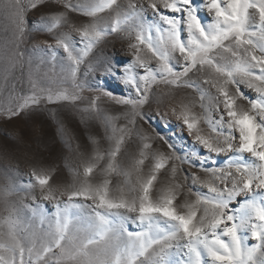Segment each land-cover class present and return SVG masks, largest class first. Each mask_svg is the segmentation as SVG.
I'll return each mask as SVG.
<instances>
[{
	"label": "snow or ice",
	"instance_id": "1",
	"mask_svg": "<svg viewBox=\"0 0 264 264\" xmlns=\"http://www.w3.org/2000/svg\"><path fill=\"white\" fill-rule=\"evenodd\" d=\"M52 2L63 10L51 8V15H42L40 29L68 28L56 35L55 46L45 42L52 53L62 49L67 64H61L56 77H41L29 67L26 91L13 95L20 83L16 72L30 65L22 51L28 34L26 14L45 0H0L11 33L0 51V87L7 86L14 101L3 114L11 119L26 109L67 105L84 120L102 121L111 143L101 151L93 139L92 153L81 161L78 186H55L53 169H33L29 187L39 189L41 200L53 201L54 211L50 216L41 212L35 226H21L10 213L0 223V264H264V0H129L126 7L118 0ZM72 13L91 19L77 26ZM103 13L110 18L104 19ZM145 13L152 17L147 26ZM73 31L78 41L72 39ZM116 32L127 33L131 58L124 64H85L92 49ZM101 70L119 75L127 94L95 85L87 87L97 94L84 97L81 77ZM190 73H202V80H193ZM159 84L169 87L172 114L206 156L196 150L177 156L171 144L168 153L152 147L153 138L140 122L151 119L144 106L157 96L153 86ZM240 85L256 96L245 95ZM180 88L199 93L203 117L194 111L195 101L186 103L175 95ZM105 104L120 106L118 115L109 117ZM213 111L218 119H212ZM202 119L210 136L198 127ZM126 140L139 142L133 164L137 173L151 158L150 174L129 187L131 197L120 186L110 187L112 174L122 172L117 157ZM221 154L226 157L222 166L215 159ZM205 161L216 166H205ZM184 163L200 168L208 179L184 173L179 168ZM166 167L171 183L154 199L153 182ZM94 171L101 176L98 183L93 182ZM189 177L207 194L196 193L194 200L178 204L182 181ZM188 192L193 194L191 188ZM12 194L11 186L0 187L6 208ZM240 196L244 199L230 207ZM32 214L36 216V210ZM129 220L138 230L125 227ZM249 239L255 243L249 245Z\"/></svg>",
	"mask_w": 264,
	"mask_h": 264
},
{
	"label": "rangeland",
	"instance_id": "2",
	"mask_svg": "<svg viewBox=\"0 0 264 264\" xmlns=\"http://www.w3.org/2000/svg\"><path fill=\"white\" fill-rule=\"evenodd\" d=\"M25 2H27V0H25ZM128 2L129 0H118V3L125 7ZM132 2L135 3L136 0H132ZM47 5H52L61 11L63 10L60 5L53 4L52 0H45V3L39 4L36 9H29L27 12L25 19L28 34L23 40L22 51L25 53V61H30V65L25 63L23 70H18L16 72V76L20 80V83L17 84L16 92L13 93V95H22V88L26 91L29 67L41 77L45 75L56 77L60 74L61 64H67L66 54L62 49L57 48L55 53H52L48 50L45 44V42H47L48 44L55 46L56 34L61 33H55L57 31L56 29H53L54 31L52 32L40 29V17L42 15H47L45 10ZM101 16L104 19L110 18L107 13H103ZM70 18L72 23L77 26L80 24H86L91 19L78 13L70 14ZM130 23L132 22L130 21ZM144 23L145 26L152 23L150 13H145ZM61 28H63L64 32L68 31L67 27H60V29ZM10 34V24L4 17L3 12L0 11V51L3 50L5 40ZM153 36L155 38V33H153ZM71 37L74 41L79 40V34L75 31L71 33ZM128 43L127 33H112L111 35L106 36L103 42L99 43L92 49L85 64L87 63V60H92L98 64L105 61H112L113 64H124L131 58L128 52ZM53 56H55V60H53ZM81 72H85V65L81 66ZM189 76L193 80L200 82L203 74L190 73ZM81 79L86 83V88L82 93L86 98H91L97 94L95 91H90L87 86L99 85L101 88L112 91L117 95H124L128 92V89L120 82L119 75H107L102 70L95 73H89L86 76H82ZM165 86L167 85H154L153 90L157 91ZM204 86L208 87L207 85ZM231 87L232 86H229L230 89ZM184 89L195 91L196 94H199L192 88ZM240 90L249 97L256 96V93L253 90L248 89L245 85H240ZM210 91L213 94L215 93V89H210ZM152 101L153 98L150 99L149 104L144 106V110L151 113V119L143 123L156 135L157 138H159V140H161L165 150L169 152L168 144H171L173 146L172 150L175 151L177 156L183 157L186 153L192 152L193 150L206 156L207 153L202 150L199 145L193 144V137L189 136L186 126L179 123L172 112H169L166 115L165 111H167V107H161L163 109H158L160 111L157 109L154 110L156 105L154 101ZM13 103L14 101L9 97L8 87H0V187L7 186L10 177L15 175V185L14 188H12L13 194L7 199L8 202L14 204L16 208H13L14 210H12L10 203L6 208L5 203L0 200V223L9 218L11 213L13 219H16L17 217L19 218L21 226H26L28 224L35 226L39 223V218L33 216V212H29V208L36 207L37 204H39V208L37 209L36 207V212L39 211V213L42 212L46 216H50L54 211V202L41 200L37 196V188L33 189L29 187L31 172L33 169L35 167L53 169L55 186L61 188L73 184L78 186L80 180L78 172L82 171L81 161L86 159V157H81L74 147L71 146L72 138L67 136V130H70L71 128L75 130V132L77 130L79 137L84 142L88 140L92 141V139L98 138L99 135H101V139H105L102 151L107 150L110 147L107 138L110 133L102 121L84 120L77 111L67 105L51 104L42 106L36 110L26 109L21 112L20 115L9 119L3 114V109ZM237 103H243L244 106L247 107L246 101L238 100ZM81 107H83V105H81ZM105 107L109 109L107 113L109 117L117 116L120 110V106L116 105L105 104ZM196 109H200L199 104H196ZM212 113L215 117L217 116L216 112L213 111ZM115 123L119 125L122 121H116ZM199 124H203V119ZM61 125H65L66 129L64 128L63 130L62 127L61 131ZM202 134L205 135L203 132ZM234 135H236L238 139V131H235ZM135 142V140H126L121 153L129 148L138 151V144H135ZM29 153H32L33 155L29 156ZM118 159L119 156L117 157V160ZM215 159L217 165L222 166L226 157L221 154L219 157H215ZM150 161L151 158L145 160L144 166L149 165L151 163ZM171 162L172 161H169V163ZM205 166L216 165H211L209 161H205ZM179 168L183 170L184 173L194 172L195 170L202 171L200 168L190 167L188 163L179 165ZM165 169L160 170L157 175L158 178H161L164 175ZM13 172H15V174ZM124 172L125 171L122 170L120 174H112L110 177L112 181L110 187L115 189L117 186H120L124 189L125 193L131 197L134 193L129 192L130 185L127 184L128 175H125ZM100 180L101 176L96 175L94 171L93 182L98 183ZM52 182L53 181H50V183ZM182 182L184 187L176 201L178 204L182 203L185 199L190 201L194 200L196 198V193L207 194V189L200 185L192 184L190 177L188 180ZM189 188H191L193 194H189ZM156 190V187H152L151 191L154 199L161 194L160 189ZM33 196L36 197V200L32 199ZM243 199V196L237 197L236 200L230 204V207L237 206ZM129 215L135 216V213H130ZM125 227L130 231L138 230L136 224L131 220L126 221ZM248 243L251 245L255 243V241L249 239Z\"/></svg>",
	"mask_w": 264,
	"mask_h": 264
},
{
	"label": "bare ground",
	"instance_id": "3",
	"mask_svg": "<svg viewBox=\"0 0 264 264\" xmlns=\"http://www.w3.org/2000/svg\"><path fill=\"white\" fill-rule=\"evenodd\" d=\"M47 3H49V2H47ZM51 8H55V7L52 6V5H47L46 6L45 10H46L47 15H51V11H50ZM55 9L56 10H59L57 8H55ZM56 30L57 31L55 33H57V32H64L63 28H61V29L60 28H56ZM58 34L59 33H57L56 35H58ZM155 92H157L158 94H157V96L153 97V101H154V103L156 105L154 110H156V109L157 110L158 109H161L162 110L164 107H167L166 108L167 111H165V113L167 115L169 112H171V110H170V98H169V95H168V93H169V87L168 86H165V87H163L161 89H158ZM174 93H175V95L179 99H183L184 102H186V103L191 100V101H195L196 104H199L200 105L199 94H196L195 91H191V90H188V89L180 88V89H175L174 90ZM204 103H205V105L208 104L207 98L205 99ZM161 107H163V108H161ZM158 111H160V110H158ZM194 111L198 115H200L201 117H203L205 115L203 109H201V108L200 109H196L195 108ZM211 117H212L213 120L219 118L218 117V114L215 117L213 115V113H211ZM177 121L182 124V122L179 119H177ZM140 124H141L143 130L146 131V132H148L152 136V138H153L152 139V147L154 149H158L160 151H163L165 153H168L165 150V148L163 147V143L161 142V140H159V138H157L156 135L143 122H140ZM62 127H63V130H64V128L66 129L65 125H61L60 126L61 131H62ZM198 127L203 130L202 132L205 133L206 136H210V129H209L208 125L206 123H204V121H203V124H199ZM67 132H68V135L67 136H70L72 138L71 146H73L74 149L76 150V146L79 145L80 146L79 152L80 153H83V157H86L87 158L92 153V150H93V147H94V145L92 143L93 139H92V141L88 140V141H85L84 142L79 137L77 130L75 132V130H73L71 128L70 130H67ZM92 138H95V137H92ZM95 140H98L99 141V148L102 151V149L104 147V144H105L104 143L105 139L102 140L101 139V135H99V137L98 138H95ZM108 142L111 143L109 141V139H108ZM138 143H139L138 141L135 142V144H138ZM192 147H193V145H192ZM31 155H33V154L32 153H29V156H31ZM137 158H138V151L133 150L132 148H129L126 151H124L123 153H121L120 156H119V159H118L120 169L121 170H124L125 172L130 173L128 175V182H127V184H129L130 186L135 185L137 183L138 178H146L150 174L151 163L149 165H147V166H144L143 165L142 166V170L139 173H137L133 169L134 161ZM146 163H148V162H146ZM171 163H169V167H170ZM194 172H196V174L199 175L202 179H208L207 175L203 171L195 170ZM13 173L15 174V172H13ZM170 176H171V174H170L168 168H166L165 169V172H164V175L161 178H158V176H157V180L153 182V187H156L157 190L158 189L161 190L162 188L167 187L168 184L171 183ZM14 180H15V175L12 176V177H10V179H9L8 185L11 186V188H14V185H15ZM10 182H13V183H10ZM155 183H156V185H155ZM37 191H38L37 196L40 198L39 189L38 188H37ZM15 198H17V197H15ZM9 203L11 204V209L12 210L16 209L14 204H12L11 202H9ZM29 209H30L29 212H33V210H36V207H32V208H29ZM39 214H40L39 211H37V215L36 216L38 218H39Z\"/></svg>",
	"mask_w": 264,
	"mask_h": 264
}]
</instances>
